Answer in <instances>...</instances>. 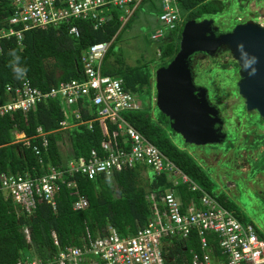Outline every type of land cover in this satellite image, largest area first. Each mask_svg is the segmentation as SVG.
<instances>
[{"label":"trees","instance_id":"16d2710c","mask_svg":"<svg viewBox=\"0 0 264 264\" xmlns=\"http://www.w3.org/2000/svg\"><path fill=\"white\" fill-rule=\"evenodd\" d=\"M177 3L183 16L182 22L170 34L154 40L158 44L159 57L163 61L160 67L168 64L179 50L181 32L188 20L213 19L225 9V0H177ZM120 11L113 8L110 18L98 29H94L90 21L75 20L74 24L80 32L78 36L70 34L67 26L63 24L60 27H38L23 31V46L18 44L15 36L0 40V104L7 99L5 86L18 84L23 72L27 73L32 85L42 91H48L62 81L80 78L83 50L94 43L104 41H110L111 44L102 61L103 74L121 78L123 87L134 93L140 88L150 86L152 71L149 61L146 62L147 65H129L124 60L122 51L115 52V42L130 28L135 15L134 9L131 16L123 22L120 20L123 12ZM12 13L8 1L0 0V28L7 27V20ZM15 28L19 29L20 26ZM232 62L235 70H238L237 63L233 60ZM215 64L222 69H227L228 65L216 60ZM241 109L244 112L245 106L242 105ZM162 115L169 124V119L163 113ZM122 116L200 189L214 197L240 222L248 223L237 202L226 192L215 190L214 179L166 134L162 122H156L143 107L125 111ZM64 118V108L57 98L38 102L26 115L18 111L0 117V173L29 171L40 175L46 171L48 165L60 167L72 157H88L91 149L100 150L101 141L111 139L113 131L116 130V127L108 122L95 121L92 130L86 125H80L61 131L59 122ZM257 118L260 123L264 122L259 114ZM38 126L50 132L47 135L46 149L42 147L41 139L35 137ZM13 129L30 138L31 145L27 147L21 142H14L11 135ZM226 133L225 140L229 141L228 132ZM65 135L71 145V151L67 154L62 153L60 148ZM257 136L256 145L264 144V134ZM33 146L40 148L42 164L39 163ZM259 155L264 161V151ZM145 166L139 164L131 168L126 167L113 172L110 177L99 174L88 179L79 173L74 175L80 194L88 200V206L80 210L73 208L76 197L71 195V190L65 185H61L55 209L49 203L41 202L37 204L31 216L23 212L17 213L11 199H0V264L28 261L34 256L43 260L51 258L57 251L52 232L56 234L61 247L80 246L87 232L95 237L103 233L108 226L114 227L121 236L133 234L138 226L146 224L151 215V203L146 198L148 191L174 189L183 206L191 201L199 204L202 193L200 190H191L188 183L173 186L167 181L165 174L154 173L153 177L149 178L145 174ZM263 166L257 171L264 170ZM25 227L30 233L29 241L23 231ZM256 231L264 239V234L258 228ZM208 240L213 242V237L209 235ZM199 246V238L193 230L183 241L166 238L163 251L167 262L171 258L175 259L173 263L168 262L169 264H179L183 259H190V249L198 251Z\"/></svg>","mask_w":264,"mask_h":264},{"label":"built area","instance_id":"2783aa9c","mask_svg":"<svg viewBox=\"0 0 264 264\" xmlns=\"http://www.w3.org/2000/svg\"><path fill=\"white\" fill-rule=\"evenodd\" d=\"M12 15L7 27L0 28V40L15 36L23 46V31L38 27H60L65 24L70 34L79 35L75 20L90 21L98 29L111 16L113 8L123 13L125 22L134 8L144 0H7ZM160 20L168 29H175L182 22L177 0H161ZM20 28L16 29L15 26ZM263 25V24H262ZM166 33L152 32L150 38L158 40ZM111 42L94 43L81 54L82 72L80 78L62 81L48 91L32 85L26 72L20 75L19 83L7 84V99L0 104V117L14 112L26 115L38 102L57 98L60 100L65 118L59 122V130L65 131L80 125L93 129L95 121L114 125L111 139H103L100 150L91 149L88 157H72L63 166L48 165L42 174L1 172L0 199H11L17 213L32 215L38 203H49L56 208V199L61 185L71 190L76 197L75 210L88 206V200L81 195L73 178L82 174L92 179L99 174L111 176L115 171L146 165L156 175L165 174L173 186L188 183L191 190H200L199 204L188 205L175 195L174 189L148 191L146 198L151 203V215L144 226L127 236L108 226L103 233L93 237L89 232L82 238L80 246L61 247L52 232L56 253L43 260L32 257L18 260L15 264H167L164 254L166 238L183 241L193 230L199 238V250L190 249L189 260L179 264H264V239L252 223L240 222L229 210L193 182L153 143L131 126L122 113L142 108L137 96L123 87L121 78L105 75L101 65ZM1 49V46H0ZM46 132L41 126L36 135L44 149L48 146ZM14 142L29 147L30 138L16 129L11 131ZM121 137V141H119ZM39 163H43L41 151L33 146ZM69 178V179H68ZM26 239L30 240L28 228H24ZM213 237L209 242L208 236ZM169 264V263H168Z\"/></svg>","mask_w":264,"mask_h":264},{"label":"rangeland","instance_id":"374dc122","mask_svg":"<svg viewBox=\"0 0 264 264\" xmlns=\"http://www.w3.org/2000/svg\"><path fill=\"white\" fill-rule=\"evenodd\" d=\"M132 8L135 9L134 19L130 28L115 42V52L122 51L129 65H145L149 61L152 71L150 86L133 93L152 118L163 123L166 134L214 179L215 190L224 191L232 197L245 220L252 222L264 234V170L257 171L264 164L259 155L264 151V144L256 145L257 134H264V122H259L256 111L243 112L241 109L244 103L237 88L239 69L235 70L231 53L220 50L213 56L198 54L193 60L194 83L207 89L209 100L219 109L224 120L223 130L228 132L229 141L205 145L186 143L170 128L156 105L155 72L163 61L159 57L158 44L151 40L150 35L162 30L170 34L173 29L166 28L160 20L161 0H144ZM181 18L183 20L182 15ZM213 20L220 32L230 31L236 24L247 21L264 25V0H225L224 11ZM215 60L228 64L227 69L218 68ZM209 67L212 70H207ZM65 136L60 148L62 153L67 154L71 145L68 136ZM145 168L147 177L152 178L153 169L149 166Z\"/></svg>","mask_w":264,"mask_h":264},{"label":"water","instance_id":"95a60500","mask_svg":"<svg viewBox=\"0 0 264 264\" xmlns=\"http://www.w3.org/2000/svg\"><path fill=\"white\" fill-rule=\"evenodd\" d=\"M220 50L229 51L238 65L237 88L245 110L264 120V25L247 21L220 32L211 18L188 20L174 58L155 72L156 105L186 143L215 144L227 136L219 109L193 79L196 55L213 56Z\"/></svg>","mask_w":264,"mask_h":264},{"label":"clouds","instance_id":"9594fccd","mask_svg":"<svg viewBox=\"0 0 264 264\" xmlns=\"http://www.w3.org/2000/svg\"><path fill=\"white\" fill-rule=\"evenodd\" d=\"M17 59H19V58L17 57Z\"/></svg>","mask_w":264,"mask_h":264},{"label":"bare ground","instance_id":"6f19581e","mask_svg":"<svg viewBox=\"0 0 264 264\" xmlns=\"http://www.w3.org/2000/svg\"><path fill=\"white\" fill-rule=\"evenodd\" d=\"M121 12V11H120Z\"/></svg>","mask_w":264,"mask_h":264}]
</instances>
